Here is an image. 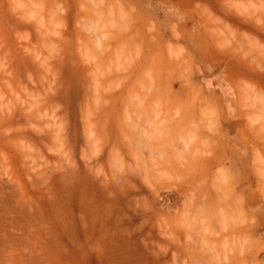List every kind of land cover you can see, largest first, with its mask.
<instances>
[{"label": "rangeland", "instance_id": "obj_1", "mask_svg": "<svg viewBox=\"0 0 264 264\" xmlns=\"http://www.w3.org/2000/svg\"><path fill=\"white\" fill-rule=\"evenodd\" d=\"M263 111L264 0H0V264H264Z\"/></svg>", "mask_w": 264, "mask_h": 264}, {"label": "bare ground", "instance_id": "obj_2", "mask_svg": "<svg viewBox=\"0 0 264 264\" xmlns=\"http://www.w3.org/2000/svg\"><path fill=\"white\" fill-rule=\"evenodd\" d=\"M230 32H231V31H230ZM246 42H247V41H246ZM257 52H258V51H257ZM246 86H247V85H246ZM240 87H242V86H240ZM243 87H244V86H243ZM245 88H246V87H245ZM242 89H243V88H242ZM247 89H248V88H247ZM247 89H245V91H243V92H247V93H249L248 91H249L250 88L248 89V91H246ZM243 90H244V89H243ZM243 92H242V93H243ZM250 92H251V91H250ZM243 94H244V93H243ZM251 94H252V93H251ZM253 94H254V93H253ZM253 94H252V95H253ZM248 95H249V94H248ZM245 96H247V95H245ZM250 97H251V96H250ZM244 98H245V97H244ZM254 98H256L255 95L253 96V99H254ZM242 99H243V98H242ZM253 99H252V100H253ZM262 110H263V108H262ZM263 112H264V111H263ZM263 112H262V113H263ZM263 119H264V118H263ZM245 122H246V121H245ZM122 132H123V130H122ZM124 132H125V131H124ZM131 136H132V135H131ZM260 136H261V135H260ZM129 139H130V138H129ZM127 142H128V141H127ZM128 144H131V143H128ZM127 147H128V146H127ZM253 152H254V151H253ZM253 152H252V153H253ZM255 153H256V152H255ZM257 153H258V152H257ZM258 154H259V153H258ZM255 156H257V155H255ZM253 157H254V154H253ZM259 157H260V156H259ZM257 158H258V157H257ZM218 161L220 162L219 159H218ZM260 163H261V162H260ZM259 166H260V165H259ZM261 166H264V165L262 164ZM263 168H264V167H263ZM261 170H262V169H261ZM231 188H232V187H231ZM230 191H231V190H230ZM231 192H232V191H231ZM236 200H237V199H236ZM207 201H208V200H207ZM221 202H222V201H221ZM210 203H211V202H210ZM187 204H188V202H187ZM239 204H240V203H239ZM187 206H188V205H187ZM187 206H186V207H187ZM224 206H225V204H224ZM201 209H203V208H201ZM235 209H236V208H235ZM237 209H238V208H237ZM187 210H188V209H187ZM224 210H225V209H224ZM238 210H239V209H238ZM227 211H228V210H227ZM220 213H221V212H220ZM233 213H234V212H233ZM233 213H232V214H233ZM204 215H205V214H204ZM242 215H243V214H242Z\"/></svg>", "mask_w": 264, "mask_h": 264}]
</instances>
